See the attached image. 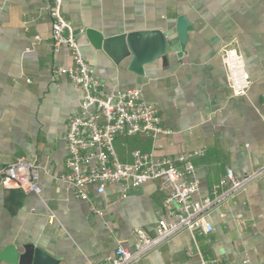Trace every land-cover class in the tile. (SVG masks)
<instances>
[{
	"label": "crops",
	"instance_id": "obj_1",
	"mask_svg": "<svg viewBox=\"0 0 264 264\" xmlns=\"http://www.w3.org/2000/svg\"><path fill=\"white\" fill-rule=\"evenodd\" d=\"M62 14L104 39L168 33L179 17L191 29L181 57L168 50L141 75L129 70L131 57L115 62L80 36L82 55L106 89L139 90L170 131L117 137L120 162L130 163L133 150L170 158L203 151L191 159L200 198L227 169L240 177L264 165V0H62ZM50 36L47 0H0V170L22 158L47 172L39 174L38 194L0 183V253L8 246L22 253L30 244L57 264L99 262L119 246L131 249L137 229L151 235L168 219L164 194L155 182L125 191L111 184L82 201L52 178L68 172L64 136L81 97L66 77L53 75L70 59L52 51ZM226 50L242 56L250 76L244 97L227 86ZM206 220L214 228L208 239L182 231L135 264H264V175Z\"/></svg>",
	"mask_w": 264,
	"mask_h": 264
},
{
	"label": "built area",
	"instance_id": "obj_2",
	"mask_svg": "<svg viewBox=\"0 0 264 264\" xmlns=\"http://www.w3.org/2000/svg\"><path fill=\"white\" fill-rule=\"evenodd\" d=\"M47 2L52 51H66L70 59L67 66L54 68L52 73L66 77L81 97L80 110L70 117L64 136L67 153L65 167L68 172L52 178L70 187L75 197L82 201L88 200L90 189L101 195L111 184H118L125 191L155 182L164 194L163 207L168 217L156 222L151 235L137 229L131 249L119 246L103 260H88L85 264H135L182 231L189 232L193 237L202 234L208 239L214 228L206 220L207 214L264 175V165L240 177L227 169L208 195L200 198L199 183L194 177L191 159L202 155L203 151L170 158L133 150L130 163L120 162L113 145L117 137L138 135L154 138L170 131L161 127L158 110L143 101L139 90L106 89L82 55L80 36L84 35L85 29L64 18L62 0ZM35 39L38 40V37ZM222 62L231 94L235 97L246 96L251 79L242 56L234 50H226ZM41 172L47 174L40 165L22 158L16 159L0 170V183L6 188L38 194ZM199 264L215 262L201 259Z\"/></svg>",
	"mask_w": 264,
	"mask_h": 264
},
{
	"label": "water",
	"instance_id": "obj_3",
	"mask_svg": "<svg viewBox=\"0 0 264 264\" xmlns=\"http://www.w3.org/2000/svg\"><path fill=\"white\" fill-rule=\"evenodd\" d=\"M190 30L185 17H179L175 29L168 33L141 31L105 39L95 30L89 29L85 34L95 48L102 49L115 62L131 57L129 70L141 75L144 65L164 56L168 50L181 57ZM0 259L11 264H57L44 251L30 244L23 245L22 253L8 246L0 253Z\"/></svg>",
	"mask_w": 264,
	"mask_h": 264
}]
</instances>
